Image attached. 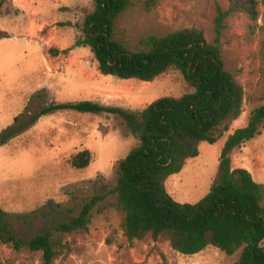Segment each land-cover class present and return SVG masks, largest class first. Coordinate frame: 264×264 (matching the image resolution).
I'll return each instance as SVG.
<instances>
[{"label": "rangeland", "instance_id": "374dc122", "mask_svg": "<svg viewBox=\"0 0 264 264\" xmlns=\"http://www.w3.org/2000/svg\"><path fill=\"white\" fill-rule=\"evenodd\" d=\"M144 1L134 0L118 20L123 39L134 50L151 34L162 36L192 26L203 29L212 41L217 7L227 9L230 2L155 0L147 5ZM94 6L95 0H0V210L18 238L31 239L94 200L88 227L62 237L69 248H60L54 264H237L241 250L227 255L208 246L182 254L164 239H128L117 207L114 165L137 137L119 116L57 110L1 143L16 116L21 114V124H27L52 103L94 100L140 109L161 96H180L188 90L176 69L153 81L122 79L103 74L89 47L54 54L51 49L71 47L82 34L67 22L83 23ZM259 11L256 22L242 13L226 20L223 59L244 87L243 111L228 130L225 123L216 128L213 135L218 140L202 142L200 154L167 179L168 191L179 202L195 203L210 191L229 134L247 125L252 110L264 103V0ZM84 149L91 151L92 161L79 169L71 158ZM232 160L234 167L248 168L264 184V123L260 134L233 151ZM42 262L41 251L16 249L0 239V264Z\"/></svg>", "mask_w": 264, "mask_h": 264}, {"label": "trees", "instance_id": "16d2710c", "mask_svg": "<svg viewBox=\"0 0 264 264\" xmlns=\"http://www.w3.org/2000/svg\"><path fill=\"white\" fill-rule=\"evenodd\" d=\"M155 0H145L149 5ZM134 0H95L93 11L79 27L82 34L64 49L89 47L105 75L122 79L153 81L171 69L181 72L188 90L180 96H161L145 107L130 109L94 100L52 103L21 124L22 115L2 134L1 143L16 136L43 115L71 109L82 113H112L119 116L137 142L114 165L117 207L123 214L128 239L167 240L182 254H195L215 246L227 255L241 250L237 264H264V184L246 167H234L232 153L260 134L264 103L254 108L247 125L229 134L221 150L219 173L210 191L195 203L177 201L167 189V179L182 170L189 158L200 154L202 142L215 143L213 131L241 115L245 90L237 75L225 68L222 32L228 17L244 14L256 22L260 0H230L227 9L217 7L215 38L192 26L166 35L151 34L134 50L123 39L118 20ZM264 50V41H263ZM92 153L84 149L71 162L82 169L90 165ZM95 201L52 230L31 239L18 238L0 210V239L16 249L24 246L41 251L42 264H54L60 248L68 246L65 234L86 229Z\"/></svg>", "mask_w": 264, "mask_h": 264}, {"label": "crops", "instance_id": "0c3cea01", "mask_svg": "<svg viewBox=\"0 0 264 264\" xmlns=\"http://www.w3.org/2000/svg\"><path fill=\"white\" fill-rule=\"evenodd\" d=\"M19 4H20V5H23V4H21V3H19ZM20 5H19V6H20ZM79 52H80L79 49H73V50H72V53H79Z\"/></svg>", "mask_w": 264, "mask_h": 264}]
</instances>
